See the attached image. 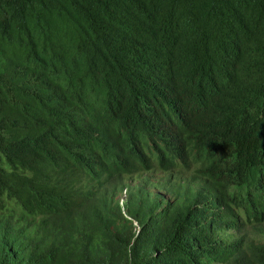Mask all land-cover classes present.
<instances>
[{
  "label": "trees",
  "instance_id": "obj_1",
  "mask_svg": "<svg viewBox=\"0 0 264 264\" xmlns=\"http://www.w3.org/2000/svg\"><path fill=\"white\" fill-rule=\"evenodd\" d=\"M0 264H264V0H0Z\"/></svg>",
  "mask_w": 264,
  "mask_h": 264
}]
</instances>
